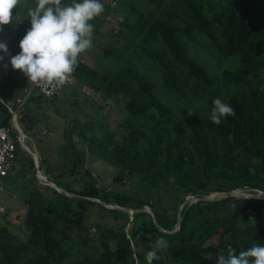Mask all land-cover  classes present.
Masks as SVG:
<instances>
[{
    "label": "trees",
    "instance_id": "obj_1",
    "mask_svg": "<svg viewBox=\"0 0 264 264\" xmlns=\"http://www.w3.org/2000/svg\"><path fill=\"white\" fill-rule=\"evenodd\" d=\"M122 1L128 8L121 24L132 34L129 44L121 50L106 45L102 52L111 59L101 69L79 58L74 73L75 85L90 87L104 100L124 102L126 116L116 129L99 118L75 122L74 128L90 151L117 168L115 182L138 179L155 192L146 197L111 192L88 180V169V179L73 185L46 166L48 180L64 192L46 186L47 195L32 188L24 200L23 232H15L7 219L0 223V264H148L146 254L161 236L170 247L159 251L161 259L152 264H216V257L229 249L238 254L254 243L264 246V196L231 194L243 188L264 192V0H149L153 7L148 11ZM26 3L23 22L0 32V42L9 50L0 52V124L5 125L11 113L4 103L13 98L16 106L18 93L10 96L20 84L17 71L10 69L11 56L20 52L13 42L26 34L27 13L35 6ZM210 59L235 63L218 72ZM148 62L156 67L159 88L173 98L172 104L161 99L157 84L146 76ZM227 88L234 93L225 103L236 115L215 125L209 119L212 101ZM39 96L47 98L33 90L26 101ZM25 115L24 108L18 112L24 132ZM16 151L28 157L35 179L30 155L20 146ZM78 162L76 156L64 172H74ZM214 192L226 195L203 198ZM188 196L197 199L191 202ZM91 204L107 211L114 223L104 227L91 220L99 229L100 251L72 260L67 248L75 241L72 234L84 244L95 239L86 233ZM121 207L134 210L132 219ZM206 253L213 260H205Z\"/></svg>",
    "mask_w": 264,
    "mask_h": 264
},
{
    "label": "rangeland",
    "instance_id": "obj_2",
    "mask_svg": "<svg viewBox=\"0 0 264 264\" xmlns=\"http://www.w3.org/2000/svg\"><path fill=\"white\" fill-rule=\"evenodd\" d=\"M35 2V0H29ZM133 7L138 10L148 11L153 7L149 0H127ZM65 2V0L63 1ZM104 5V13L95 18L91 23L94 24L93 44L94 47L81 54V59L95 69H101L111 57L104 56L103 48L111 44L113 47L123 49L127 46L128 40L132 34L127 27L123 26L121 22L124 20L125 15L128 13V8H124L122 0H101ZM128 5V4H127ZM130 6V5H128ZM32 7V6H31ZM134 16L128 18L129 23L132 22ZM29 28L31 27L30 19L28 22ZM132 45L128 46V51L132 49ZM18 49V48H17ZM2 53V52H1ZM210 63L215 64L218 72H222L226 66H233L235 61L232 59L224 60L221 64L215 60L210 59ZM144 72L148 78L153 80L158 88L156 93L161 96L164 102L172 104L173 98L169 95L162 93L161 81L156 67L152 63H146ZM106 67V66H105ZM5 69V68H4ZM12 69V67H10ZM9 71L11 72V70ZM213 70V68H212ZM14 77L20 79L19 89L10 97H14L16 93L18 96H24V89L29 87L31 82L19 70H16ZM213 75L216 76L213 70ZM264 76V73H263ZM232 88V87H231ZM231 88L220 89V99L225 102L226 96L233 94L234 90ZM17 96V97H18ZM13 104V98L8 99ZM121 100L112 102L111 100H104L99 92L92 90L88 86H81L79 84L64 87L56 98H43L39 96L37 99H28L24 104V112L26 113L22 126L26 125L28 129L26 133V144L36 150L38 157L43 160L40 162L41 169L48 177V172H45L46 166L49 167L53 174H59L60 179L68 182L69 184L77 185L82 184L84 180L88 179L85 169L90 171L88 180L93 183H98L101 187L109 191H120L132 193L142 197L149 196L155 192V189L148 185L142 184L138 179H124L122 182H115L113 176L116 174L117 168L109 165L96 154L87 148L86 142H82L77 134L74 123L85 122L90 119L99 118L104 121L110 129H116L117 124L123 121L126 112L123 109ZM21 114V113H20ZM14 136V134H13ZM26 151V150H24ZM27 152V151H26ZM28 153V152H27ZM18 155L16 163L11 170L10 175L6 179L0 181V206L4 208L9 207L8 214L0 212V223L3 220L11 222L15 232H23L24 226L21 223L23 209L25 208L24 200L28 197L32 188H37L39 191L51 195V191L46 189V186L54 187V183L44 182L40 183L31 176V168L29 167L28 157L23 153ZM29 154V153H28ZM79 157L76 170L70 172L69 169L73 165L74 159ZM24 159V160H23ZM94 180H93V178ZM96 179V180H95ZM48 183V184H47ZM145 184H148L144 182ZM50 184V185H49ZM60 192L64 190L56 188ZM236 197H261L264 192L258 191L250 193L246 188L237 189L232 192ZM72 195V194H71ZM215 195V196H214ZM226 193H212L203 198L213 199L221 198ZM187 199L191 202L195 199L188 196ZM95 201L99 199H94ZM106 207H117L116 204H106ZM144 210L151 213L148 206L143 207ZM96 205L91 204L88 210V218L86 223L88 225L87 234L93 233V237L99 236V229L90 223L91 220L98 221L102 226L109 227L112 225L113 218L107 211H98ZM129 213L130 218L132 209H125ZM134 211V210H133ZM132 211V212H133ZM18 216H17V215ZM94 226V227H93ZM131 228V223L126 226V231ZM20 234V233H19ZM75 240L67 245L72 260H80L86 255L97 253L100 251V243L95 237L92 241L85 244L79 239L78 234H72Z\"/></svg>",
    "mask_w": 264,
    "mask_h": 264
},
{
    "label": "clouds",
    "instance_id": "obj_3",
    "mask_svg": "<svg viewBox=\"0 0 264 264\" xmlns=\"http://www.w3.org/2000/svg\"><path fill=\"white\" fill-rule=\"evenodd\" d=\"M23 3L24 0H0V32L4 26L23 22ZM104 11L101 0H72L71 3L35 0V6L27 13L31 27L19 42L20 52L10 59L12 69L22 72L33 84L55 86L66 83L78 66L81 54L94 47L91 21ZM0 52L9 54L5 42H0ZM3 59L4 56H0V61ZM212 103L209 119L215 125H220L223 118L236 115L234 108L220 98ZM188 114L193 115L190 111ZM169 247L163 236L158 238L146 254L148 264L160 260L158 252L167 251ZM203 258L211 261L213 255L206 253ZM216 264H264V246L254 243L238 254L236 249H229L227 255L216 257Z\"/></svg>",
    "mask_w": 264,
    "mask_h": 264
},
{
    "label": "built area",
    "instance_id": "obj_4",
    "mask_svg": "<svg viewBox=\"0 0 264 264\" xmlns=\"http://www.w3.org/2000/svg\"><path fill=\"white\" fill-rule=\"evenodd\" d=\"M13 46L20 49L19 42H13ZM81 62H84V60L81 59ZM76 83L77 79L75 77V73H73L69 80L62 85L41 86L31 83L30 87L24 89V96L16 97L15 107L9 103H4L8 111L11 113V117L9 124H0V181L13 169L18 158L16 149L20 146L29 153L32 159L34 164V176L36 177V180L40 183H43V181L50 182L48 177L41 169V159L38 157V153L33 148H30L25 142L27 137L26 133L18 122V112L24 108L25 101L28 96L33 94V90L40 93L44 97L53 98L58 96L64 87L75 85ZM0 189H2V187H0ZM3 211L4 207L0 206V212ZM132 211L133 210H131V214L134 212Z\"/></svg>",
    "mask_w": 264,
    "mask_h": 264
},
{
    "label": "water",
    "instance_id": "obj_5",
    "mask_svg": "<svg viewBox=\"0 0 264 264\" xmlns=\"http://www.w3.org/2000/svg\"><path fill=\"white\" fill-rule=\"evenodd\" d=\"M54 187L58 188L55 184H54ZM56 188H55V189H56ZM57 190H58V189H57ZM234 191H236V190L231 191V194H232V192H234ZM222 193H224V192H222ZM232 195H233V194H232ZM194 199L196 200L197 198L194 197ZM205 199H206V198H205ZM207 199H208V197H207ZM121 208H123V207H121ZM123 209H125V208H123ZM179 219H180V218H179ZM178 225H179V223L176 224V229L178 228ZM171 232H173V231H171Z\"/></svg>",
    "mask_w": 264,
    "mask_h": 264
},
{
    "label": "crops",
    "instance_id": "obj_6",
    "mask_svg": "<svg viewBox=\"0 0 264 264\" xmlns=\"http://www.w3.org/2000/svg\"><path fill=\"white\" fill-rule=\"evenodd\" d=\"M26 1H28V0H24L23 5H24V4H27ZM63 1H64V0H63ZM71 2H72V0H65L64 3H71ZM30 8H32V7L30 6ZM80 58H81V57H80Z\"/></svg>",
    "mask_w": 264,
    "mask_h": 264
},
{
    "label": "bare ground",
    "instance_id": "obj_7",
    "mask_svg": "<svg viewBox=\"0 0 264 264\" xmlns=\"http://www.w3.org/2000/svg\"><path fill=\"white\" fill-rule=\"evenodd\" d=\"M48 184V183H47ZM50 185V184H49ZM215 196V195H214Z\"/></svg>",
    "mask_w": 264,
    "mask_h": 264
}]
</instances>
